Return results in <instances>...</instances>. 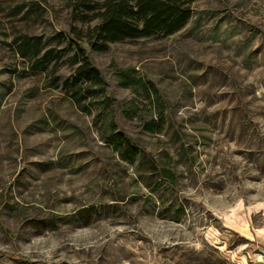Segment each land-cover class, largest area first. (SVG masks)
Here are the masks:
<instances>
[{"label": "rangeland", "instance_id": "1", "mask_svg": "<svg viewBox=\"0 0 264 264\" xmlns=\"http://www.w3.org/2000/svg\"><path fill=\"white\" fill-rule=\"evenodd\" d=\"M192 10L96 52L68 0H0V264H264V0ZM79 46L104 80L85 99Z\"/></svg>", "mask_w": 264, "mask_h": 264}, {"label": "trees", "instance_id": "2", "mask_svg": "<svg viewBox=\"0 0 264 264\" xmlns=\"http://www.w3.org/2000/svg\"><path fill=\"white\" fill-rule=\"evenodd\" d=\"M72 7L74 21L89 24L98 21L93 28L86 32H78L79 40L86 38L91 50L96 52H106L111 44L126 41H137L154 37H169L187 27L193 17L192 5L195 0H68ZM25 6L17 8L15 14L23 12ZM20 51L24 54L32 49L30 43L22 41ZM43 64L46 65L53 59L52 51L45 52L42 57ZM73 64L77 65L71 85L81 87V84L89 86L82 90V99L93 95L91 89L103 88L104 80L101 73L92 66L89 59L84 56L82 48L79 46L72 56ZM119 84L122 87L130 88L136 84L137 78L126 70H116ZM69 82L66 81L67 85ZM76 95L77 92L75 93ZM110 132L104 137L105 142L117 152L121 159L133 165L139 155L137 148L127 139L122 132L117 130L110 119ZM109 123V122H108ZM155 123L146 125V130L155 133ZM168 175V174H166Z\"/></svg>", "mask_w": 264, "mask_h": 264}]
</instances>
